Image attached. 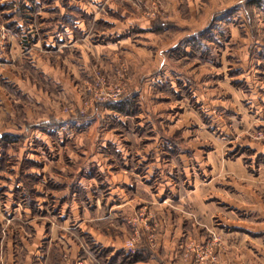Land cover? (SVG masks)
Wrapping results in <instances>:
<instances>
[{"label":"rangeland","instance_id":"rangeland-1","mask_svg":"<svg viewBox=\"0 0 264 264\" xmlns=\"http://www.w3.org/2000/svg\"><path fill=\"white\" fill-rule=\"evenodd\" d=\"M0 134L33 264H264V0H0Z\"/></svg>","mask_w":264,"mask_h":264},{"label":"crops","instance_id":"crops-1","mask_svg":"<svg viewBox=\"0 0 264 264\" xmlns=\"http://www.w3.org/2000/svg\"><path fill=\"white\" fill-rule=\"evenodd\" d=\"M1 135V134H0ZM6 204H2L0 200V224L2 225V220L10 223L12 220L18 218L14 212L17 209L11 211L10 208H6ZM4 213H7V217L3 216ZM14 213L11 217H9ZM25 218L27 219V213L25 212ZM31 221V220H30ZM0 225V226H1ZM7 232L8 236L0 235V264H33V237H32V224L28 225L25 223V228L18 225L17 230L15 231L10 225ZM52 229V227H50ZM14 237V238H13Z\"/></svg>","mask_w":264,"mask_h":264}]
</instances>
